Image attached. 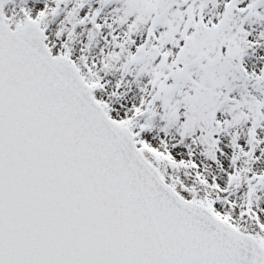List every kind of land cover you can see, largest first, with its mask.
I'll use <instances>...</instances> for the list:
<instances>
[{"label": "snow or ice", "instance_id": "6c2138e0", "mask_svg": "<svg viewBox=\"0 0 264 264\" xmlns=\"http://www.w3.org/2000/svg\"><path fill=\"white\" fill-rule=\"evenodd\" d=\"M0 264H264V0H0Z\"/></svg>", "mask_w": 264, "mask_h": 264}]
</instances>
